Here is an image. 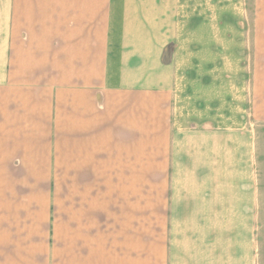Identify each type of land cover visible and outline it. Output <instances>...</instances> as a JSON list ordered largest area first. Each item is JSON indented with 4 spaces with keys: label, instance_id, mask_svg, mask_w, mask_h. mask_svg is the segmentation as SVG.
Masks as SVG:
<instances>
[{
    "label": "crops",
    "instance_id": "crops-1",
    "mask_svg": "<svg viewBox=\"0 0 264 264\" xmlns=\"http://www.w3.org/2000/svg\"><path fill=\"white\" fill-rule=\"evenodd\" d=\"M244 10L0 0V264H262L264 19L246 34Z\"/></svg>",
    "mask_w": 264,
    "mask_h": 264
},
{
    "label": "rangeland",
    "instance_id": "rangeland-1",
    "mask_svg": "<svg viewBox=\"0 0 264 264\" xmlns=\"http://www.w3.org/2000/svg\"><path fill=\"white\" fill-rule=\"evenodd\" d=\"M258 8L256 5V0H245V10H244V18L246 20V23L249 24V26H246V34H253V20L257 18ZM261 13L260 17L264 19V4L261 5V12L259 10V14ZM250 55V56H249ZM248 57L244 59V64L248 68V73H245L243 76L245 78V81L247 82V78H252V49L248 51L247 54ZM264 59L262 58V65H263ZM239 77H242L240 75ZM238 77V78H239ZM263 77V76H262ZM231 79V78H230ZM233 94V91L230 90V97ZM238 94L242 95V92H239ZM260 145H261V158H262V167L264 168V124L262 123L260 125ZM262 182L264 183V171L262 170ZM261 229H262V264H264V218L262 217L261 220Z\"/></svg>",
    "mask_w": 264,
    "mask_h": 264
}]
</instances>
